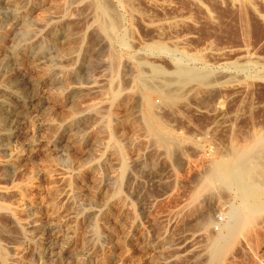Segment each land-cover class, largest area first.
<instances>
[{
	"label": "rangeland",
	"instance_id": "obj_1",
	"mask_svg": "<svg viewBox=\"0 0 264 264\" xmlns=\"http://www.w3.org/2000/svg\"><path fill=\"white\" fill-rule=\"evenodd\" d=\"M104 1L111 36L98 0H0V264H264L209 185L264 136V0ZM177 64L209 84L169 100Z\"/></svg>",
	"mask_w": 264,
	"mask_h": 264
},
{
	"label": "bare ground",
	"instance_id": "obj_2",
	"mask_svg": "<svg viewBox=\"0 0 264 264\" xmlns=\"http://www.w3.org/2000/svg\"><path fill=\"white\" fill-rule=\"evenodd\" d=\"M106 3H107V1L98 0V4L100 5V7L98 8L100 10L99 16L102 18L103 17L104 18L110 17L111 19H110L109 23H107V24L101 23L100 27H101V30L103 33H105L107 35L109 34L111 36V34L117 30L118 26L116 23L117 21H115L116 18L114 19L109 12L112 9H109V7H108L109 5L106 7L105 6ZM8 10H7V12H8ZM15 13H16V11H15ZM119 24H121V23H119ZM156 69L157 68H155L154 73H155V71L158 73H161L158 69L157 70ZM172 73L174 75V79L172 78V80L170 79V81H167V82L169 84H171V83L173 84V80H175V83L177 82L179 85V88H177V89L174 88L175 90L173 88H171L172 90L170 89V91L165 92V93H167V97L169 98V100H172V101L176 100V98H181V97H184L185 95H187L186 94V88H188L189 87L188 85H190V84H197L198 86H202V87L209 84L208 81H206L207 75L204 72H198V71L190 70L181 64H177L176 67L173 69ZM157 79H159V78H157ZM156 81L157 80L154 79V80H151V82H149V83H150V85L153 86V88L155 87L156 89L163 92L164 89H162L163 88L162 86L164 85V83L162 82L161 86H159V85L156 86V84H155ZM158 82H159V80H158ZM165 86L168 87L167 85H165ZM243 87H245V86H243ZM197 89L198 88L196 86V90ZM190 92H192V91H190ZM187 93H189V91ZM199 94H197V95H199ZM208 94H210V93H208ZM208 94H206V95H208ZM207 101H208V98H207ZM166 102H168V101H166ZM177 110H179V109H177ZM16 115L18 116V114H16ZM21 115H22V113H21ZM12 117L13 116L11 115L10 118H12ZM23 118H24V116H23ZM10 121H11V119H10ZM13 122H14V119H13ZM10 127H12L11 124H10ZM2 134H0V135H2ZM243 148H244V146H243ZM229 160H224V159L221 161L215 160L216 162L214 163V165L212 166V169H211V176L209 179V185L211 187H216V188L219 187L220 189L226 188L229 190H234L236 192L235 194H237L238 198L240 199V202H241L240 209L233 213L232 218L230 219L231 221L227 225L222 224L226 230L228 229V238L230 241L233 242L237 239L238 234L245 232L248 228H250V226L253 225V223L256 222V219L260 215L264 214V173H263V168H262L264 166V136L257 138L255 143L251 147L246 148L244 150L240 149V150L236 151L234 158L233 159L231 158ZM206 182H208V181H206ZM203 222H204L203 223L204 225H207L209 223L208 220H206V218L204 219ZM224 241L222 239L216 240L210 244V246H209L210 247V257H211L210 261L211 260L213 262L221 261L223 259V257L225 256V254H227L229 252V247H230L229 243L230 242H226V241L224 242Z\"/></svg>",
	"mask_w": 264,
	"mask_h": 264
},
{
	"label": "built area",
	"instance_id": "obj_3",
	"mask_svg": "<svg viewBox=\"0 0 264 264\" xmlns=\"http://www.w3.org/2000/svg\"><path fill=\"white\" fill-rule=\"evenodd\" d=\"M223 222H224L223 217H218L217 218V226L215 227V230L216 231H219L220 230V227L223 224Z\"/></svg>",
	"mask_w": 264,
	"mask_h": 264
}]
</instances>
